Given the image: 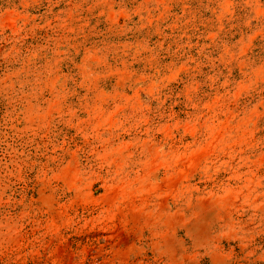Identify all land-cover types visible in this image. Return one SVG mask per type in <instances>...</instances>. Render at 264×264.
Returning <instances> with one entry per match:
<instances>
[{
	"label": "rangeland",
	"instance_id": "rangeland-1",
	"mask_svg": "<svg viewBox=\"0 0 264 264\" xmlns=\"http://www.w3.org/2000/svg\"><path fill=\"white\" fill-rule=\"evenodd\" d=\"M0 264H264V0H0Z\"/></svg>",
	"mask_w": 264,
	"mask_h": 264
}]
</instances>
